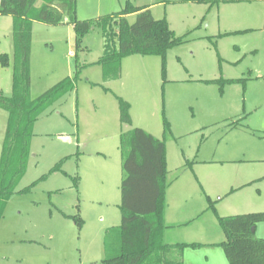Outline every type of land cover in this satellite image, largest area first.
<instances>
[{
    "label": "rangeland",
    "instance_id": "1",
    "mask_svg": "<svg viewBox=\"0 0 264 264\" xmlns=\"http://www.w3.org/2000/svg\"><path fill=\"white\" fill-rule=\"evenodd\" d=\"M75 1L77 19L95 21L80 43L71 24H30L29 101L74 81L34 121L25 171L0 201V264H103L105 234L121 223L120 134L135 127L165 141V241L170 218L197 212L223 237L218 215L249 212L234 205L238 195L264 200V0ZM133 8L120 43L115 26L104 33L98 21ZM160 19L181 42L164 57L122 56L120 76L104 81L115 67L100 62L106 44L142 46V31ZM13 30L12 16L0 14L8 97L18 68ZM119 97L130 124L120 121ZM7 120L0 108V156ZM243 181L251 183L232 196Z\"/></svg>",
    "mask_w": 264,
    "mask_h": 264
},
{
    "label": "trees",
    "instance_id": "2",
    "mask_svg": "<svg viewBox=\"0 0 264 264\" xmlns=\"http://www.w3.org/2000/svg\"><path fill=\"white\" fill-rule=\"evenodd\" d=\"M0 0V14L14 19V61L17 72L13 77V94L0 93V108L8 112V120L0 156V201L9 197L17 181L25 171L29 154V140L34 121L51 98L73 88L72 78H65L33 101H29V50L32 21L48 25L71 24L80 43L95 21L79 20L76 17L75 0ZM136 10H123L117 15L104 17L101 23L106 30L118 28L114 33L122 41L121 19ZM64 17L67 18L63 21ZM108 33V34H109ZM113 33V31L111 32ZM145 44L138 40L131 49L107 50L100 59L104 66L112 63L113 70H105L103 80L120 76L119 60L131 52L157 54L164 57L168 48L181 42L175 37L164 19L154 20L142 31ZM6 54L0 55V64L5 65ZM16 65V64H15ZM119 118L124 124L131 123L130 104L118 98ZM120 152L124 176L120 189L119 205L121 223L107 231L104 238L105 257L103 264H183L186 247L197 243H166L165 188L167 186L166 146L142 128L135 127L120 134ZM13 169V170H12ZM12 170V173H9ZM225 239L218 245L229 264H264V238L255 235V226L264 222V211L218 216ZM79 223V222H78ZM254 228V230H252Z\"/></svg>",
    "mask_w": 264,
    "mask_h": 264
},
{
    "label": "crops",
    "instance_id": "3",
    "mask_svg": "<svg viewBox=\"0 0 264 264\" xmlns=\"http://www.w3.org/2000/svg\"><path fill=\"white\" fill-rule=\"evenodd\" d=\"M251 183V182H250ZM249 181L243 182H234L231 187L233 191L230 192L232 196H236L234 194H238L237 190H242L246 188L249 184ZM239 196V197H238ZM237 200L234 201V205L236 207L247 208L249 211H264V200L257 199L255 196L250 195L245 198L243 195H238ZM247 200L246 202H244ZM246 213V212H243ZM187 214V213H186ZM176 216L170 218L169 220V238H164L166 243H197L198 246L195 247H186L183 252V264H229L222 248L218 245L221 241L225 239V235L222 231L223 237L216 230L214 226H211L208 222L203 219H199L200 213L196 214H187L189 216ZM241 214V213H238ZM235 215V214H231ZM218 216H227V215H218ZM197 221L196 225H193L188 230H185L182 233H170V229L177 228L179 226H187L193 220ZM211 221V219H210ZM212 222V221H211ZM222 230V229H221ZM167 231V230H166ZM165 229L163 231V236H165ZM255 235L257 237L264 238V222H259L255 226Z\"/></svg>",
    "mask_w": 264,
    "mask_h": 264
},
{
    "label": "water",
    "instance_id": "4",
    "mask_svg": "<svg viewBox=\"0 0 264 264\" xmlns=\"http://www.w3.org/2000/svg\"><path fill=\"white\" fill-rule=\"evenodd\" d=\"M252 230H254V228H252Z\"/></svg>",
    "mask_w": 264,
    "mask_h": 264
}]
</instances>
